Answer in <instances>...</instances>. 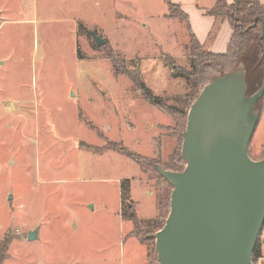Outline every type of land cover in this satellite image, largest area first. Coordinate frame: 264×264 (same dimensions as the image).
Instances as JSON below:
<instances>
[{"label": "rangeland", "instance_id": "rangeland-1", "mask_svg": "<svg viewBox=\"0 0 264 264\" xmlns=\"http://www.w3.org/2000/svg\"><path fill=\"white\" fill-rule=\"evenodd\" d=\"M2 3L0 242L7 236L10 245L0 264H158L149 236L161 225L155 217H167L170 192L159 208L154 170L117 150L98 154L84 145L114 141L184 167L187 112L206 85L195 89L181 76L191 69L193 46L185 23L164 18V0H31L23 9L20 0ZM110 57L138 73L162 106L115 73ZM255 109L248 154L260 160L264 94ZM122 191L135 205L137 229L117 213ZM34 228L39 236L28 240Z\"/></svg>", "mask_w": 264, "mask_h": 264}, {"label": "water", "instance_id": "water-1", "mask_svg": "<svg viewBox=\"0 0 264 264\" xmlns=\"http://www.w3.org/2000/svg\"><path fill=\"white\" fill-rule=\"evenodd\" d=\"M91 35L98 47L104 45L101 36ZM263 37L261 23L259 40ZM262 51L264 56L263 45ZM263 94L264 82L247 94L240 63L213 77L191 104L182 134L183 169L155 165L172 186L165 222L149 236L158 264H254L252 252L264 222V159H252L248 146ZM37 233L38 228L29 230L27 239Z\"/></svg>", "mask_w": 264, "mask_h": 264}, {"label": "trees", "instance_id": "trees-1", "mask_svg": "<svg viewBox=\"0 0 264 264\" xmlns=\"http://www.w3.org/2000/svg\"><path fill=\"white\" fill-rule=\"evenodd\" d=\"M164 1L167 5V13L165 16L183 21L186 25L187 31L189 32V42H192L193 44V46L189 49L191 52V69L188 72L181 74V76H183L186 80L191 79L195 89L198 88L200 83L203 82L207 84L213 77L225 74L237 67L240 63L243 64L245 68L248 95L252 94L258 86L263 84L264 56L262 45L264 46V37L259 40V36L261 34V23L264 25V5L261 4L259 0H231L230 3H227L225 0H217L215 6L207 12L209 15L216 18L227 19L232 26V35L228 43V49L224 53L203 51L201 49V45L189 28L187 15L177 4L172 3L170 0ZM255 18H258L256 24H254ZM110 59L115 73L126 75L132 81L134 87L141 92L142 96L149 103L162 106L160 105V99L151 93L149 88L140 79L138 73L133 74L124 66V62L118 63L113 59V57H110ZM120 64H123V66ZM84 146L99 153L106 149L117 150L121 154L126 155L136 162L142 170H148L149 168L154 170L155 173H157L155 180L159 186L158 194L156 196L157 206L159 208H162V202L164 198L168 197L172 186L158 174L155 169V165L159 164L164 169L174 171H181L183 169L180 166V159L177 160V164L161 163L159 159L154 161L151 158L143 157L140 154L131 151L122 143L114 141H108L106 145L102 147ZM261 159H264V150L262 152ZM182 162H184L185 165V161ZM128 184L129 180L122 182L121 189L128 186ZM121 201L123 206H125V212L123 211L121 213L122 218L132 221L137 229L139 222L135 213L134 204L123 193V191L121 192ZM165 202L164 205L167 206L168 204ZM164 219L165 216H163L161 212L157 215V217H155L154 220L156 222H160L161 224L157 227V230L163 226ZM9 245L10 239L5 236L0 242V252L2 255L5 254ZM259 254L260 244L259 241H257L252 252V261L255 262Z\"/></svg>", "mask_w": 264, "mask_h": 264}, {"label": "crops", "instance_id": "crops-1", "mask_svg": "<svg viewBox=\"0 0 264 264\" xmlns=\"http://www.w3.org/2000/svg\"><path fill=\"white\" fill-rule=\"evenodd\" d=\"M4 0H0V27L6 22L8 17L4 14ZM21 4L19 5L20 9L28 7L31 0H20ZM172 3L177 4L180 9L187 15V21L189 28L199 44L209 52L213 53H223L226 51L229 40L232 35V26L227 19L216 18L212 15H209L207 12L215 6L217 0H170ZM227 3H230L231 0H225ZM261 4L264 5V0H259ZM167 13V12H166ZM165 13V15H166ZM164 15V13H163ZM164 15L165 19H171ZM81 148V147H80ZM83 148V147H82ZM90 150V149H87ZM108 149L102 152H92L102 154ZM119 204H118V214L122 220L121 215V195H119ZM131 200V199H130ZM135 206V205H134ZM136 213V212H135ZM154 218V217H153ZM39 236V232L37 233Z\"/></svg>", "mask_w": 264, "mask_h": 264}, {"label": "built area", "instance_id": "built-area-1", "mask_svg": "<svg viewBox=\"0 0 264 264\" xmlns=\"http://www.w3.org/2000/svg\"><path fill=\"white\" fill-rule=\"evenodd\" d=\"M257 241H259L260 244V254L256 258L255 262L253 261V263L264 264V222L261 226Z\"/></svg>", "mask_w": 264, "mask_h": 264}]
</instances>
